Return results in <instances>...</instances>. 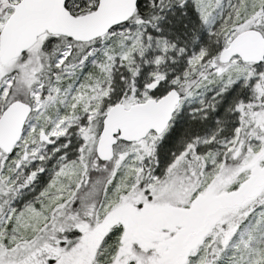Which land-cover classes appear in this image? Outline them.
I'll use <instances>...</instances> for the list:
<instances>
[{"label":"snow or ice","instance_id":"obj_1","mask_svg":"<svg viewBox=\"0 0 264 264\" xmlns=\"http://www.w3.org/2000/svg\"><path fill=\"white\" fill-rule=\"evenodd\" d=\"M0 264H264V0H0Z\"/></svg>","mask_w":264,"mask_h":264}]
</instances>
